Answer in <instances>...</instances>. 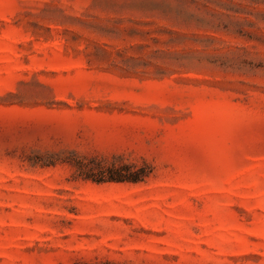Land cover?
<instances>
[{
    "label": "rangeland",
    "instance_id": "rangeland-1",
    "mask_svg": "<svg viewBox=\"0 0 264 264\" xmlns=\"http://www.w3.org/2000/svg\"><path fill=\"white\" fill-rule=\"evenodd\" d=\"M0 264H264V0H0Z\"/></svg>",
    "mask_w": 264,
    "mask_h": 264
},
{
    "label": "trees",
    "instance_id": "trees-1",
    "mask_svg": "<svg viewBox=\"0 0 264 264\" xmlns=\"http://www.w3.org/2000/svg\"><path fill=\"white\" fill-rule=\"evenodd\" d=\"M76 168L80 172V175H83L84 178L91 179L95 182H104V181H124L131 180L136 181L138 176L135 173L129 172L128 168L130 165H123L116 167L114 164L107 166H101L97 163L94 165H85L82 162H76ZM97 168V173H93L94 169Z\"/></svg>",
    "mask_w": 264,
    "mask_h": 264
}]
</instances>
